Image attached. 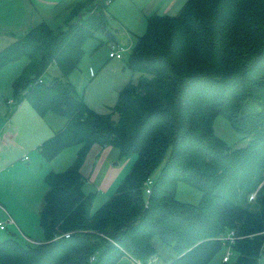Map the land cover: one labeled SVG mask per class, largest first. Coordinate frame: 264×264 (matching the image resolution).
<instances>
[{"label": "trees", "instance_id": "16d2710c", "mask_svg": "<svg viewBox=\"0 0 264 264\" xmlns=\"http://www.w3.org/2000/svg\"><path fill=\"white\" fill-rule=\"evenodd\" d=\"M112 1L63 0L57 21L44 20L0 50V68L29 60L14 84L17 101L63 121L39 146L44 158L79 147L65 171L46 176L40 209L46 241L2 240L0 264H120L124 255L143 262L155 257V239L175 251L166 264H209L231 230L234 256L220 264H262L264 0H188L178 15L150 16L128 62L138 79L101 113L69 76L88 38L114 37ZM53 65L60 74L47 80ZM218 115L246 140L243 146L216 134ZM95 144L137 159L94 212L96 195L84 190L82 167ZM160 166L147 195V180ZM180 181L200 190L199 204L178 198Z\"/></svg>", "mask_w": 264, "mask_h": 264}, {"label": "rangeland", "instance_id": "374dc122", "mask_svg": "<svg viewBox=\"0 0 264 264\" xmlns=\"http://www.w3.org/2000/svg\"><path fill=\"white\" fill-rule=\"evenodd\" d=\"M151 2L152 0H115L112 5L113 7H118L119 15L114 16V19L110 21L114 37L110 38L103 32H97L94 37H90L85 41L84 56L79 67L70 74L69 80L73 82L79 92L83 94L89 106L94 110L101 113L108 112L109 107L117 103L120 90L126 84L131 81L135 82L138 79L139 75L129 69L128 62L138 36L143 35L147 30L149 17L154 14L178 15L186 4V1H184L178 8L165 13L163 10H157L161 4H157L150 10ZM7 6L8 0H0V29H3L0 30V46L8 38H11L12 34L21 36L33 27V25L25 28L20 26L2 27L1 17L4 18L8 13ZM136 8H139V11H137V15H134L131 10ZM54 22L51 21V23ZM121 23L128 26L127 30L122 27ZM117 44L127 48L123 52V58L110 57L112 47ZM28 64V58L21 57L0 68V128L7 123V119H10L6 115L8 109H11L12 114L14 109L19 106L14 84L21 77ZM59 74V68L53 65L49 68V73L45 75V78L51 80ZM7 99L12 102L10 106L6 103ZM4 107L6 113L2 112ZM51 118L52 120L53 118L58 119L54 115H51ZM42 124V129L28 128L20 131L18 139L12 138V149L0 155L4 162L12 161L20 153L25 156L28 155L31 159L29 162H22L19 158V165L15 167L8 166L0 174V184L4 176L16 178L19 190L12 191L11 188L10 196L14 206L10 204V209L22 214L25 222L31 227L33 232H26V236H23L21 232H13L4 217L6 214L0 211V227L1 225L8 227L7 231L0 229V236L4 237H1L2 240L15 237L24 245L46 241V233L40 220L41 203L47 189L46 175L51 170L58 172L66 170L73 163L78 153V146L69 147L50 163L44 159L38 146L32 150V147L36 145V141L49 131V125L46 122H42ZM214 129L216 134L231 146L240 147L246 142L241 134L233 128L231 122L223 115H218L215 118ZM136 159L137 155H132L129 159L122 158L119 151L114 147L102 149L99 144L92 146L83 166V173L86 176L84 190L87 193L93 192L96 195L92 211L95 212L99 209L103 202L115 193L118 185L133 169ZM160 171L161 166L151 177L153 184ZM111 181V187L106 188ZM39 185L42 186L41 190L38 188ZM40 195L42 198H40ZM178 198L183 202L199 204L202 194L197 188L180 181L178 184ZM154 245L156 247L155 257L145 258L141 262L124 255L120 260V264H145L148 261H151L152 264H166L175 256V251L160 242L159 239L154 240ZM226 251L227 248L224 247L209 264H220ZM261 262L264 264V255Z\"/></svg>", "mask_w": 264, "mask_h": 264}, {"label": "crops", "instance_id": "0c3cea01", "mask_svg": "<svg viewBox=\"0 0 264 264\" xmlns=\"http://www.w3.org/2000/svg\"><path fill=\"white\" fill-rule=\"evenodd\" d=\"M114 1H112L108 7V12L112 16V19H114V16L119 15L118 7H113V5H112L114 3ZM184 1L187 2L188 0H152L150 10L154 6H156L157 4H161V5H159L157 10H159V11L163 10V12L169 13L172 10H174L175 8H178L180 6V4ZM62 4H63V0H8L7 8L9 11L4 18L1 17V20H2L1 26L2 27L7 26V28L20 26L22 28H25L26 26H29V25H33V27H35L38 24H40L41 22H43L44 20H46L48 22L57 21L58 18H57L56 11L59 10V7L63 6ZM161 7H163V8L160 9ZM137 11H139V8L132 9L131 13L134 15H137ZM1 14H2V11H1ZM164 15H166V14H164ZM121 25H122V27H124L127 30V27H128L127 25H124L122 23H121ZM0 30H3V29H0ZM10 37L11 38H8L5 41V43L0 46V50L3 49L4 47H6L12 41H14L17 38V35L12 34ZM10 102H11L10 100H8V99L6 100V103L8 106H10L12 104V102L11 103ZM2 112L6 113L5 107L3 108ZM6 115H8L10 119H7L6 120L7 123L5 122L6 124L0 128V136H1L0 155L1 154L3 155V153L9 149H12V147H11L12 138L15 137L16 139H18L20 136V131H22L23 129H28V128L42 129V127H43L42 122H46L50 127L49 131L47 133H45V135H43V137L39 138L36 141V143H35L36 145L32 147V150H33V149L37 148V146L39 148V146L45 140L52 137L55 134V131L57 129H60L63 126V121H61V119L59 117H57L58 118L57 120L55 118H53V120H52V118H49L47 120L44 117H42L27 99L21 100L19 102L18 108L14 109V112L12 114H11V109H8V112L6 113ZM105 148H110V147H102V149H105ZM39 151H40V149H39ZM21 154H23V153H20L19 155H17V157L15 159H12V161H8V162H4L3 159L1 158L2 157L1 156L0 157V174H2L8 166H11V167L14 166L15 167L16 165H19V162H20L18 160L19 158L21 159L22 162L23 161L29 162L31 160L28 155L25 156V155H21ZM26 157H28V159H25ZM53 160H55V159H53ZM52 161H48V162L51 163ZM82 173H83V167H82ZM83 176H84L85 182H86V176L84 175V173H83ZM45 180H46V178H45ZM1 182L2 183L0 184V211L4 212L6 214L4 217L6 218L7 224H8V226H10V228L13 232H17V233L21 232V233H23V236H26V234H25L26 232H28V231L32 232L31 227L25 222L24 216L22 214L16 213V212L12 211V209H10V204L12 206H14V204L12 203L11 196H10L11 188H12V191L19 190L17 182H16V178L10 177V176H4L3 180H1ZM46 185H47V183H46ZM111 185H112V181L108 184V186L106 188H110ZM38 188L41 190L42 186L39 185ZM46 191H47V189H46ZM40 198H42L41 195H40ZM108 199H106L103 202V204ZM42 201H43V199H42ZM41 205H42V203H41ZM0 229L2 231H7L8 227L4 228V229L0 227ZM1 237L4 238L3 236H0V241L2 240ZM32 244H40V243H32Z\"/></svg>", "mask_w": 264, "mask_h": 264}, {"label": "built area", "instance_id": "2783aa9c", "mask_svg": "<svg viewBox=\"0 0 264 264\" xmlns=\"http://www.w3.org/2000/svg\"><path fill=\"white\" fill-rule=\"evenodd\" d=\"M127 48H125L124 46H121L119 44H117L116 46L112 47V51L110 53V57L111 58H123V52L126 51ZM0 140H1V136H0ZM25 159H28V157H26ZM152 184H153V180L151 178H149L147 180L146 186H145V191L146 194L149 195L152 190ZM255 199V195H251V200ZM1 228H6V226L1 225ZM237 241V234L235 232V230H231L229 232H227L226 234H223L221 236V242L222 244L227 248L226 253L223 255V261L224 262H228L233 258L234 255V249H233V245L236 243ZM145 264H152V262H148Z\"/></svg>", "mask_w": 264, "mask_h": 264}, {"label": "water", "instance_id": "95a60500", "mask_svg": "<svg viewBox=\"0 0 264 264\" xmlns=\"http://www.w3.org/2000/svg\"><path fill=\"white\" fill-rule=\"evenodd\" d=\"M57 82H58V81H57ZM57 82H55V83H54V85H56V84H57Z\"/></svg>", "mask_w": 264, "mask_h": 264}]
</instances>
